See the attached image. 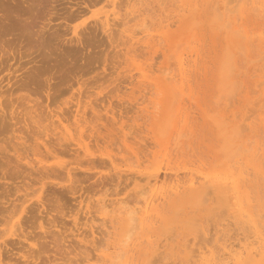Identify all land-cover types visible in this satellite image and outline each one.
Here are the masks:
<instances>
[{
    "label": "rangeland",
    "instance_id": "374dc122",
    "mask_svg": "<svg viewBox=\"0 0 264 264\" xmlns=\"http://www.w3.org/2000/svg\"><path fill=\"white\" fill-rule=\"evenodd\" d=\"M117 1L0 0L2 264H149L161 250L153 264H226L230 249L243 264H264V83L256 85L264 80V0H238L237 9L233 0H123L118 13ZM205 176L224 187L208 195L189 188L191 177L200 184ZM154 194L148 214L143 202ZM127 204L145 219L129 253L118 213Z\"/></svg>",
    "mask_w": 264,
    "mask_h": 264
},
{
    "label": "bare ground",
    "instance_id": "6f19581e",
    "mask_svg": "<svg viewBox=\"0 0 264 264\" xmlns=\"http://www.w3.org/2000/svg\"><path fill=\"white\" fill-rule=\"evenodd\" d=\"M115 1H117V0H115ZM125 1H126V0H124V2H125ZM129 1H131V0H129ZM138 1H139V0H138ZM138 1H136L134 4H136ZM140 1H141V0H140ZM145 1H146V0H145ZM153 1H154V0H153ZM175 1H176V0H175ZM227 1H228V2H227ZM233 1L237 2V3H236V6H233V8H236V7L238 8V7H239V6H237V5H238V2H239V1H242V0H239V1H238V0H237V1H236V0H233ZM233 1H232V0H226V2H227L228 4H229V3H232ZM117 2H118L117 5H119V7L117 6V8H116L115 4H114V6H115V8H116V10H117V13H118V10L121 9L120 7H122V6L125 7V3H126L127 1L124 3L123 0H121V1L118 0ZM143 2H144V0H143ZM146 2H147V1H146ZM166 2H167V0H166ZM166 2H165V3H166ZM168 2H169V1H168ZM176 2H177V1H176ZM217 2H218V1H217ZM111 3H113L112 0H111ZM119 3H120V4H119ZM122 3H124V4H123L122 6H120ZM128 3L130 4V3H132V2H128ZM198 3H199V2H198ZM207 3H208V2H207ZM139 4H140V2H139ZM143 4H144V3H143ZM143 4H141V5H143ZM161 4H162V3H161ZM216 4H217V3H216ZM126 5L129 6L127 3H126ZM136 5H138V3H137ZM169 5H170V4H169ZM175 5H176V4H175ZM179 5H180V4H179ZM160 6H161V5H160ZM221 6H222V5H221ZM132 7H133V5H132ZM161 7H162V6H161ZM161 7H160V8H161ZM164 7H165V6H164ZM198 7H199V6H198ZM216 7H217V5H215V11L218 12V10H216V9H217ZM118 8H120V9H118ZM122 8H123V7H122ZM130 8H131V7H130ZM137 8H138V7H137ZM139 8H140V7H139ZM139 8H138V9H139ZM147 8H148V7H147ZM153 8H154V7H153ZM194 8H195V7L193 6V10H194ZM226 8L228 9V7H226ZM237 8H236V9H237ZM127 9H128V7H127ZM132 9H133V8H132ZM135 9H136V8H135ZM135 9H134V10H135ZM142 9H143V8H142ZM176 9H177V8H176ZM182 9H183V8H182ZM187 9H188V11H189V8H187ZM191 9H192V8H190V10H191ZM204 9H205V7H204ZM231 9H232V8H231ZM231 9H228V11L230 10L229 12H232ZM236 9H233V10L235 11ZM257 9H259V8H256V7H255V12L257 11ZM121 10L124 11V8L121 9ZM140 10H141V9H140ZM140 10H139V11H140ZM162 10H163V7H162ZM195 10H196V9H195ZM200 10H201V9H200ZM225 10H226V9H225ZM128 11H129V10H128ZM128 11L125 10V12H126V13H129V14L132 12V11H131V12H130V11L128 12ZM163 11H164V10H163ZM174 11H175V10H174ZM179 11H180V8H179ZM234 11H233V12H234ZM237 11H238V10H237ZM242 11H243V10H242ZM263 11H264V10H263ZM115 12H116V11H115ZM115 12H114V14H115ZM141 12H142V11H141ZM183 12H184V11H183ZM235 12H236V11H235ZM119 13H121V11H120ZM133 13H134V11H133ZM133 13H132V14H133ZM136 13H138L137 10H136L135 14H136ZM142 13H143V12H142ZM142 13H139V14H142ZM161 13H163V12H161ZM220 13H221V12H220ZM236 13H237V12H236ZM111 14H112V13H110V16H112ZM124 14H125V13H123V15H124ZM129 14H128V16H126L127 14L124 15V16H126V17L129 18ZM132 14H130V16H131ZM135 14H133V15H134V18H136V16H137V15L135 16ZM203 14H204V13H203ZM218 15H219V13H217V16H218ZM221 15H222V14H220L219 16H221ZM262 15H263V14H262ZM262 15H260V16L262 17ZM124 16H123L122 19L125 18ZM227 16H228V15H227ZM114 17H115V16H114ZM119 17H120V16H119ZM121 17H122V13H121ZM121 17H120V18H121ZM102 18H103V16H102ZM112 18H113V17H112ZM115 18H116V17H115ZM120 18H119V20H122V19H120ZM130 18H131V19H129V20H132V16H131ZM216 18H218L219 20L222 19V17H221V18L216 17ZM237 18H238V20H239L240 17L238 16ZM108 19H109V18H107V20H108ZM116 19L118 20V16H117ZM126 19H127V18H125L124 20H126ZM127 20H128V19H127ZM103 21H104V20H103ZM110 21H111V20H110ZM227 21H228V20H227ZM227 21H226V23H230V22H227ZM114 22H115V21H112L113 24H116V22H115V23H114ZM126 22H129V21H126ZM237 22H238V21H237ZM98 23L101 24L100 22H98ZM103 23H107L106 20H105ZM109 23H110V24H109ZM109 23H108V27H109L110 25H111V26L113 25L111 22H109ZM120 23H122L123 25L126 24L123 20L120 21ZM233 23H234V22H233ZM118 24H119V22L117 23V25H118ZM103 25H105V24H103ZM103 25H101V26H103ZM117 25H116V26H117ZM99 26H100V25H99ZM111 26H110V27H111ZM225 26H228V25H225ZM105 29H106V27H105ZM107 29H108V28H107ZM227 29H228V28H227ZM245 29H246V28H245ZM236 30H237V29H235L234 31H236ZM240 30L242 31L243 29H240ZM240 30L238 29L237 32H238V31L240 32ZM226 31H227V30H226ZM239 32H238V33H239ZM242 32H243V31H242ZM239 35H241V32H240ZM250 37H251V36H250ZM128 39H129V38H128ZM215 39H216V38H215ZM244 39H245V38H244ZM244 39H243V40H244ZM159 40H160V39H159ZM166 41H167V40H166ZM263 41H264V40H263ZM143 42H144V41H143ZM162 42H163V40H162ZM130 43H131V41H130ZM134 43H136V42H133V44H134ZM159 43H160V42H159ZM183 43H184V42H183ZM183 43H180V44L177 43L176 47L181 48V47L178 46V45H181V44H182V46H183V45H184ZM185 43H186V42H185ZM231 43H232V42H231ZM253 43H254V42H253ZM253 43H251V45L254 46V47H256V45L253 44ZM262 43H263V42H262ZM133 44H132V45H133ZM137 44H138V42H137ZM144 44H145V43H144ZM158 45H160V44H158ZM215 45H217V44H215ZM249 45H250V44H249ZM140 47H142V46H140ZM185 47H186V46H185ZM227 47H228V46H227ZM246 47H247V46H246ZM177 49H178V48H177ZM250 49H251V48H250ZM257 49H258V48H257ZM180 50H181V49H180ZM180 50H179V51H180ZM243 50H244V49H243ZM248 50H249V49H248ZM177 51H178V50H177ZM192 51H193V50H192ZM192 51H191V52H192ZM228 51H229V50H228ZM244 51H245V50H244ZM253 51H254V50H253ZM174 52H176V51H174ZM228 53H229V52H228ZM230 53H231V51H230ZM241 53H242V52H241ZM242 54H243V53H242ZM171 55H172V53H171ZM258 55H259V54H258ZM172 56H173V55H172ZM172 56L169 55V57H171V58H172ZM230 56H232V53H231L230 55L228 54V57H229V58H231ZM244 56H245V55H244ZM262 56H263V55H262ZM169 57H168V58H169ZM177 57H178V56H177ZM263 57H264V56H263ZM172 59H173V58H172ZM258 59H260V58H258ZM175 60H177V59H175ZM231 60H232V58H231ZM256 60H257V59H256ZM169 61H170V60H169ZM169 61H168V62H169ZM232 61H233V60H232ZM232 61H231L230 63H232ZM244 61H245V60H244ZM253 61H254V60H253ZM174 62H175V61H174ZM176 62H177V61H176ZM176 64H177V63H176ZM179 64H180V66H181V74H183L182 68H183V65H184V61H183L182 58H179ZM229 66H230V65H229ZM233 66H234V65L231 64L230 68H227L228 71H227V74H224V75H226L225 77L228 78V74L230 75V74L233 73V68H232ZM168 68H170V67H168ZM176 68H177V67H176ZM231 68H232V69H231ZM229 69H231V70H229ZM205 71H206V73H207V70H205ZM205 71H204V72H205ZM177 72H178V71H177ZM239 73H240V72H239ZM175 74H176V76H179L178 73H175ZM175 74H174V75H175ZM168 75H169V74H168ZM168 75H166V78H167ZM174 75H173V77H174ZM237 76H238V75H237ZM169 77H170V76H169ZM229 77H230V76H229ZM174 78H175V77H174ZM167 79H168V78H167ZM169 79H171V81L173 80V78H171V77H170ZM232 79H233V78H232ZM229 80H230V78H229ZM171 81H169V82L171 83ZM231 81H232V80H230V82H231ZM262 81H263V82H262ZM234 82H235V83H234ZM261 82L264 83V80L259 81V82H258L259 84H256V85H257V86L260 85ZM154 83H156V82H154ZM174 84H175V83H174ZM233 84H236V85H237L236 81L233 80ZM239 84H240V83H239ZM150 85H151V84H150ZM236 85H234V86H236ZM226 86H227V85H226ZM239 86H240V85H239ZM151 87H152V86H151ZM170 87H171V89H172V86H171V85H170ZM232 87H233V86H232ZM174 89H175V87H174ZM176 89H177V88H176ZM172 90H173V89H172ZM175 91H176V90H175ZM177 91H178V92H177ZM177 91L175 92V94H176V93H179V95H181V93L179 92V90H177ZM228 91H229L230 93L228 92L227 95L230 94L231 97H232V94H233V97H232V98H234L235 94H238V93H236L237 89H234V88H231V89H229ZM231 91H232V92H231ZM233 91H235V92H233ZM173 92H174V91H173ZM221 93L223 94L222 91H221ZM159 94H161V93H159ZM176 95H177V94H176ZM227 95H226V96H227ZM230 95H229V97H227V98L230 99V98H231ZM220 96H222V95L220 94ZM220 96H219V99L217 98L218 101H220V99H221ZM168 99H169V97L166 98V102H167ZM229 99H228V100H229ZM255 99H256V98H254V100H255ZM162 100H163V99H162ZM230 100H231V99H230ZM230 100H229V101H230ZM259 100H260V99H259ZM262 101H264V100H262ZM164 102H165V101H164ZM238 102H240L239 99H238ZM257 102H258V100H256V103H255L254 105H256ZM230 103H231V101H230ZM230 103H228V104H230ZM253 103H254V102H253ZM228 104L226 105V107H228ZM229 106H231V105H229ZM262 107H264V105H263ZM164 109H165V108H164ZM79 110H80V109H79ZM263 110H264V109H263ZM80 111H81V110H80ZM164 111H165V110H164ZM78 112H79V111H78ZM78 114H79V113H78ZM78 114H77V115H78ZM263 114H264V113H263ZM236 116H237V115H236ZM245 116H246V115H245ZM205 117H206V116H205ZM227 117H228V119H229V115H228ZM248 117H249V116H248ZM225 118H226V116L224 117V119H225ZM245 118H247V117H245ZM245 118H244V119H245ZM263 118H264V117H263ZM206 119H207V118H206ZM222 120H223V119H222ZM222 122H223V121H222ZM240 124H241V123H239V125H240ZM259 124H260V123H259ZM242 125H244V123L240 125V129H241ZM247 125H248V124H247ZM169 126H170V125H169ZM247 128H248V127H247ZM247 128H245V129L247 130ZM245 129H242V130H245ZM242 130H241V131H242ZM251 130L253 131V129H251ZM181 134H182V133H181ZM239 134H240V133H239ZM233 135H234V134H233ZM178 136H179V134H178ZM183 136H184V135H183ZM179 137H180V136H179ZM179 137H178V138H179ZM80 145H81V144H80ZM251 145H252V144H251ZM232 146H233V145H232ZM250 147L252 148V146H250ZM239 148H241V147H240V143H239L238 147H237V148L235 149V151H234V152L236 153L235 155L238 154V152H237L236 150L239 149ZM246 150H247V148H246ZM248 152H249V149H248ZM232 155H233V154H232ZM258 155H259V154H258ZM233 156H234V155H233ZM232 158H233V157H232ZM232 158H231V159H232ZM0 162H1V161H0ZM247 165H248V164H247ZM250 166H252V165H250ZM44 168H45V167H44ZM44 168H43V169H44ZM254 168H256V167L254 166ZM214 170H215V169H214ZM230 170H231V169H230ZM256 170H258V169H256ZM68 171H70V170H68ZM216 171H217V170H216ZM48 172H49V171H48ZM70 172H71V171H70ZM70 172H69V174H70ZM210 172H211V171H210ZM258 172H259V171H258ZM139 173H140V172H139ZM217 173H218V172H217ZM220 173H221V172H220ZM231 173H232V172H231ZM45 174H46V173H45ZM45 174H44V175H45ZM189 174H190V173H189ZM198 174H199V173H198ZM262 174H263V173H262ZM221 175H223V174H221ZM232 175H233V174H232ZM47 176H48V175H47ZM211 177H212V176H211ZM233 177H234V176H233ZM49 178H50V177H49ZM145 178H147V177H145ZM221 178H223V177H221ZM234 178H235V177H234ZM205 179H206V181H204V182L198 184L199 181H198L196 178L191 177V178L189 179V182H188L189 185H188V186H189L190 189L196 190L197 192H204V191H205L206 195L209 194V191H210V193H211L212 191H219L221 188L224 187V186L222 187L223 182H222V184L220 183L221 180H220L219 177H217V180H218L219 182H217L216 185H215V184L213 185V183H212V185L210 184L211 186L207 185V184H208V181H211L210 176H205ZM226 179H227V178H226ZM226 179H225V177H224L225 183H227ZM149 180H150V179H149ZM227 180H228V179H227ZM42 181H43V180H42ZM152 181H153V180H150L149 182L152 183ZM158 181H159V177H158V176H155V178H154V182L157 184V187H158V183H157ZM231 181H233L234 184H235V187H237V184H236L237 181H236L235 179H232ZM235 181H236V183H235ZM212 182H213V181H212ZM225 183H224V184H225ZM197 184H198V185H197ZM150 186H151V185H150ZM150 186H149V187H150ZM225 186H226V185H225ZM227 186H229V185H227ZM179 188H180V185H174V186L172 187V189H175V191L178 190ZM209 188H210V189H209ZM230 188H231V187H230ZM224 189H225V188H224ZM231 189H232V188H231ZM244 189H245V188H244ZM141 190H144V189H141ZM141 190H140V191H141ZM226 190H227V188H226ZM239 190H240V189L238 188V191H239ZM147 191L149 192V189H148V188H147ZM230 191H231V190H230ZM241 191H242V190H241ZM144 192H145V191H143V193H144ZM220 192H221V191H220ZM242 192H243V191H242ZM207 193H208V194H207ZM141 194H142V193H141ZM145 194H147V192H146ZM145 194H144V195H145ZM217 194H218V193H217ZM222 194H223V192H222ZM240 194L242 195V193H240ZM247 194H248V192H247ZM247 194H246V195H247ZM147 195H148V194H147ZM206 195H203V196L205 197V199H206V197H207ZM233 195L235 196V194H233ZM241 195H240V196H241ZM243 195H244V196H243V198H244V197L246 196V195L244 194V192H243ZM203 196H202V198L204 199ZM213 197H214V196H213ZM213 197H212V198H213ZM226 197H227V196H226ZM237 197H238V196H237ZM241 197H242V196H241ZM159 198H160V197L158 196V194H157V195L154 194L152 197H148V198H146V199L144 200L143 203H144V208H145V212H146V213H148V212L151 211L150 209L153 208L154 203H155L157 200H159ZM246 198L248 199L247 196H246ZM203 199H201V200H203ZM209 199H210V198H209ZM209 199L207 198V200H209ZM227 199H228V198H227ZM230 199H231V198H230ZM247 199H246V200H247ZM19 200H20V199H19ZM113 200H114V199H113ZM213 200H214V198L212 199V201H213ZM236 200H237V199H236ZM236 200H235V201H236ZM246 200H245V201H246ZM11 201H12V200H11ZM11 201H10V204H9V205H11V204L14 203V201H13V203H11ZM105 201H106V200H105ZM138 201H139V200H138ZM141 201H142V200H141ZM187 201H188V200H187ZM214 201H215V200H214ZM232 201H233V200H232ZM247 201H248V200H247ZM6 202H7V201H6ZM8 202H9V201H8ZM49 202H50V200H49ZM52 202H53V200H52ZM52 202H51V203H52ZM107 202H108V201H107ZM112 202H113V201H112ZM117 202H118V201H117ZM134 202H135V201H134ZM188 202H189V201H188ZM202 202H203V201H202ZM229 202H230V201H229ZM248 202H249V201H248ZM248 202H247V203H248ZM4 203H5V202H4ZM4 203H3V204H4ZM20 203H21V202H20ZM20 203H19V204H20ZM44 203H45V202H44ZM105 203H106V202H104V204H105ZM108 203H111V201L108 202ZM204 203H205V202H204ZM236 203H237V202H236ZM236 203H235V204H236ZM241 203H242V202H241ZM249 203H250V202H249ZM249 203H248V206H250ZM7 204H8V203H6L5 205L7 206ZM19 204L16 203V204H14V205H17V206H18ZM23 204H24V203H23ZM101 204H102V203H101ZM114 204H115V203H114ZM117 204H118V203H117ZM217 204H219V203H217ZM232 204H233V203H232ZM235 204H234V205H235ZM238 204H239V203H238ZM5 205H4V206H5ZM20 205H21V204H20ZM111 205H112V203L110 204V206H111ZM127 205H128V204H127ZM203 205H204V204H203ZM104 206H105V205H104ZM128 206H129V205H128ZM128 206H127V207H120V208L118 209V213L121 214V217H120V218H121L122 224L125 225V228H126L125 230H126V233H127V235L125 236V239L123 240V243L120 244V248H121L125 253H129L130 251L133 250V247L135 246V241L131 240V238H133V236L136 234L137 231H135V230H136V229L139 230V228H137V227H138V226H142V225L145 224V222H144L145 219H144V217H142L141 214H140V210H141V209H140V208H139V209H136L137 207H135V208H130V206H129V207H128ZM138 206H139V205H138ZM244 206H245V205H244ZM18 207H19V206H18ZM52 207H53V206H52ZM52 207H51V208H52ZM55 207H56V206H55ZM107 207H108V206H107ZM2 208H3V207H2ZM10 208H11V207L7 208L8 210H5V211H8V212H9V209H10ZM13 208H14V206H13ZM15 208H16V206H15ZM22 208H24V207H22ZM22 208H21V209H22ZM114 208H115V207H113V209H114ZM116 208H117V207H116ZM215 208H216V207H215ZM249 208L251 209V207H249ZM5 209H6V208H5ZM17 209H18V208H17ZM106 209H107V208H106ZM181 209H183V208H181ZM181 209H180V211H181ZM204 209H205V208H204ZM224 209H225V208L222 209V207L220 208V210H224ZM236 209H237V208H236ZM247 209H248V207H247ZM3 210H4V208H3ZM3 210H1V212H2ZM13 210H14V209H13ZM13 210L11 209L10 211H13ZM52 210H53V208H52ZM196 210H197V208H196ZM196 210H195V211H196ZM237 210H238V209H237ZM251 210H252V209H251ZM15 211H16V210H15ZM24 211H26V209H25ZM31 211H32V210H31ZM33 211H34V209H33ZM33 211H32V212H33ZM109 211H110V210H109ZM113 211H114V210H113ZM175 211H176V210H175ZM180 211H176L177 214H178V213H181ZM195 211H194V212H195ZM226 211H227V210H225V212H226ZM238 211H240V215H241V210H238ZM1 212H0V213H1ZM3 212H4V211H3ZM3 212H2V213H3ZM110 212H112V211H110ZM154 212H155V211H154ZM225 212H224V213H225ZM243 212H245V215H246V214L248 215V213L246 212V209H245V208H244V211H243ZM251 212H253V211H251ZM30 213H31V212H30ZM184 213H185V212H184ZM249 213H250V212H249ZM31 214H33V213H31ZM148 214H149V213H148ZM157 214H158V213H157ZM221 214H222V213H221ZM216 215H217V214H216ZM251 215H252V213H251ZM261 215L263 216V215H264V212H263ZM29 216H30V214H29ZM160 216H161V215H160ZM163 216H164V215H163ZM219 216H221V215H219ZM223 216H224V215H223ZM167 217H168V216H167ZM19 218H20V217H19ZM24 218H25V217H24ZM31 218H32V217H31ZM147 218H148V217H147ZM165 218H166V217H165ZM195 218H196V217L194 216L193 219H195ZM252 218H253V217H252ZM256 218H257V217H256ZM21 219H22V218H21ZM94 219H95V218H94ZM114 219H115V218H114ZM162 219H163V218H162ZM249 219H251V218L249 217ZM253 219H254V218H253ZM15 220H17V219H15ZM26 220H27V219H26ZM101 220H102V219H101ZM106 220H108V219H106ZM227 220L230 221L229 219H227ZM246 220H247V218H246ZM251 220H252V219H251ZM21 221H22V220H21ZM21 221H19V222H21ZM24 221H25V220H24ZM108 221H109V220H108ZM197 221H198V219L196 218V220H195L196 225H198V224H197ZM254 221H255V220H254ZM14 222H15V221H14ZM105 222H106V221H105ZM115 222H116V221H115ZM195 222H194V224H195ZM231 222H232V221H231ZM235 222H236V221H235ZM258 222H259V221H258ZM106 223H107V222H106ZM233 223H234V222H233ZM233 223H231V224H233ZM252 223H253V222H252ZM14 224H15V223H14ZM16 224H17V222H16ZM22 224H23V223H22ZM219 224L221 225V223H219ZM222 224H224V223H222ZM229 224H230V222H229ZM231 224H230V225H231ZM239 224H240V222H239ZM224 225H226V224H224ZM230 225H229V226H230ZM233 225H234V224H233ZM254 225H255V224H254ZM12 226H13V225H12ZM113 226H114V225H113ZM204 226H205V225H204ZM107 227H108V225H107ZM109 227H110V225H109ZM172 227H174V226H172ZM172 227H171V228H172ZM205 227H206V226H205ZM234 227H235V226H230V229H232V228H234ZM98 228H99V227H98ZM171 228H170V230H171ZM199 228H200V227H197V229H198V232H197V238H199L200 236H204V234L202 235V233L199 232V231H200ZM206 228H207V227H206ZM213 228H214V227H213ZM213 228L210 227V230L212 231ZM245 228H246V231L248 232V230H247V226H245ZM253 228H254V226H253ZM96 229H97V228H96ZM214 229H215V228H214ZM223 229H224V228H223ZM238 229H239V227H238ZM257 229H259V228H257ZM150 230H151V229H150ZM168 230H169V227H168ZM172 230L174 231L173 228H172ZM210 230H209V233H208V234H211V233H210V232H211ZM215 230H216V229H215ZM233 230H234V232H235V229H233ZM254 230H255V228H254ZM95 231H96V230H94V232H95ZM100 231H102V230H100ZM134 231H135V233H134ZM216 231H217V230H216ZM219 231H220V230H219ZM13 232H14V231H13ZM25 232H26V231H25ZM96 232H97V231H96ZM96 232H95V233H96ZM102 232L105 233V234L107 233V232H104V231H102ZM102 232H101V233H102ZM110 232H112V231H110ZM234 232L232 231V233H234ZM241 232H242V231H241ZM241 232H240V233H241ZM254 232H255V231H254ZM98 233H99V232H98ZM169 233H172V232H171V231H168L167 234H169ZM188 233H189V232H188ZM212 233H215V232H212ZM232 233H230V234H232ZM236 233H237V232H236ZM236 233H235V234H236ZM259 233H260V232H259ZM14 234H15V233H14ZM85 234H86V233H85ZM132 234H134V235H132ZM137 234H138V233H137ZM160 234H161V233H160ZM200 234H201V235H200ZM222 234H223V233H221V235H220V234H219V235L222 236ZM230 234H229V235H230ZM237 234H238V233H237ZM250 234H251V233H250ZM255 234H257V233L255 232ZM255 234H254V235H255ZM261 234L263 235V233H261ZM15 235H16V234H15ZM20 235L23 236L22 234H20ZM131 235H132V236H131ZM169 235L171 236V234H169ZM172 235H173V233H172ZM198 235H200V236L198 237ZM213 235H214V234H212L211 236L213 237ZM245 235H246V234H245ZM105 236H106V235H105ZM170 236H169V237H170ZM220 236H219V239H220ZM236 236H237V235H236ZM252 236H253V235H252ZM18 237H19V236H18ZM26 237H27V236H26ZM100 237H101V236H100ZM169 237H168V238H169ZM191 237L193 238V236H191ZM191 237H190V238H191ZM217 237H218V236H217ZM250 237H251V236H250ZM261 237H262V236H261ZM23 238H24V237H23ZM188 238H189V237H188ZM190 238L188 239L189 241H188L187 239L185 240V241H186L185 246H187V245L189 244V242L191 241L192 238H191V239H190ZM205 238H207V237H205ZM208 238H209V237H208ZM208 238H207V241L210 239V238H209V239H208ZM230 238H231V235H230ZM230 238H229V239H230ZM233 238H234V237H233ZM243 238H244V236L242 237V239H243ZM262 238H263V237H262ZM24 239H26V238H24ZM96 239H97V238H96ZM102 239H103V237H102ZM102 239H101V240H102ZM219 239H218V240H219ZM224 239H225V236H224ZM224 239H223V240H224ZM235 239H236V237H235ZM98 240H99V239H98ZM98 240H97L96 242H100V241H98ZM143 240H144V239H143ZM205 240H206V239H205ZM212 240H213V238L211 239V242H209L210 240H209L208 242H207V241H206V242L210 244V243H213ZM255 240H256V239H255ZM263 240H264V239H263ZM21 241H22V240H21ZM21 241H20V242H21ZM140 241H141V240H140ZM187 241H188V242H187ZM213 241H214V240H213ZM13 242H14V244H16V243H17V240H16V241H13ZM103 242H104V241H103ZM231 242H232V241H231ZM21 243H22V242H21ZM21 243H20V244H21ZM101 243H102V242H101ZM160 243H161V242H160ZM160 243H158V244H160ZM236 243H239V242L237 241ZM256 243H257V242H255V244H256ZM96 244H97V243H96ZM194 244H195V243H194ZM25 245H26V244H25ZM97 245H98V244H97ZM195 245H196V244H195ZM202 245H203V244H202ZM202 245H201V246H202ZM0 246H1V243H0ZM3 246H4V244H3ZM3 246H2V247H3ZM9 246H10V245H9ZM80 246H81V245H80ZM100 246H101V245H100V243H99V247H100ZM157 246H161V245H157ZM203 246H205V245H203ZM214 246H215V245H214ZM216 246H217V245H216ZM216 246H215V248H216ZM232 246H233V245H232ZM232 246H231V247H232ZM237 246H238V245H237ZM237 246H235V248H236ZM97 247H98V246H97ZM196 247H197V246H196ZM205 247H206V246H205ZM205 247H202V248H205ZM226 247H227V246H226ZM239 247H241V246H239ZM249 247H250V246H249ZM249 247H245V250L247 251ZM8 248H9V247H8ZM174 248H175V246L173 247V249H174ZM186 248H189V249H190V246H187ZM194 248H195V247H194ZM217 248H219V247H217ZM232 248H233V247H232ZM251 248H253V247H251ZM4 249H5V248H4ZM4 249H2V250H3L4 252L7 253V251H5L6 249H5V250H4ZM84 249H85V248H84ZM87 249H88V248H87ZM92 249H93V248H92ZM94 249H97V248L94 247ZM213 249H214V248H213ZM221 249H222V248H221ZM221 249H220V250H221ZM263 249H264V248H263ZM195 250H198V249L195 248V249H194V252H195ZM258 250H259V249H258ZM11 251H12V248H11ZM79 251H80V250H79ZM79 251H78V252H79ZM88 251H89V250H87V252H88ZM123 251H122V252H123ZM161 251H162V250H161ZM161 251H158V253H160ZM199 251H200V250H199ZM227 251H229V250H227ZM232 251H233V250H232ZM232 251H231V249H230V252H229V255H230V257H231L232 263L227 262L226 264H243V262H242L243 260H241V256L238 255V254H240V253H242V252H239V253H238V252H237V253H233ZM251 251H252V249H249V252H251ZM4 252L1 251V247H0V264H2L1 254L4 255V254H5ZM8 252H10V249H9ZM28 252H29V251H28ZM122 252L119 253V254H120V256L123 257L124 255H123ZM197 252H198V251H197ZM200 252H202V251H200ZM262 252H263V251H262ZM81 253H84V252H81ZM81 253H80V254H81ZM89 253L91 254L90 251H89ZM92 253H93V252H92ZM158 253L155 254V255L153 254V256L150 258L149 264H151L152 262L155 261V260H154V257H155V256H158ZM243 253H244V252H243ZM38 254H39V253H38ZM146 254H147V253H146ZM198 254H199V253H197L196 255L194 254V256H197ZM225 254H226V252H225ZM251 254H253V253L251 252ZM9 255H10V254H9ZM30 255H31V254H30ZM78 255H79V254H78ZM104 255H106V254H104ZM163 255H164V254H163ZM206 255H207V254H206ZM256 255H257V254H256ZM79 256H80V255H79ZM87 256L89 257V255H86V256H85V254H84V257H82V259H85V257H87ZM90 256H92V254H91ZM93 256H94V255H93ZM93 256H92V257H93ZM28 257H29V256H28ZM30 257H32V255H31ZM88 257H87V258H88ZM122 257H119V260H120V258H122ZM258 257H259V256H258ZM157 258H158V257H157ZM157 258H156V261H157ZM160 258H161V257H160ZM169 258H170V257H169ZM82 259H81V260H82ZM89 259H90V257H89ZM178 259H179V257H178ZM186 259H187V258H186ZM195 259H196V258H195ZM218 259H219V258H218ZM17 260H18V261H17ZM17 260H16L17 263L15 262L16 264H18V263L21 264L22 261H23V262L25 261V260H21V262H19L20 258L17 259ZM85 260H86V259H85ZM102 260H103V259H102ZM152 260H154V261H152ZM158 260H159V258H158ZM168 260H169V259H168ZM170 260H172V259H170ZM187 260H188V259H187ZM189 260H190V259H189ZM257 260H258V259H257ZM27 261H28V260H27ZM74 261H75V260H74ZM156 261H155V263H158V262H156ZM159 261H160V260H159ZM176 261H177V260H176ZM178 261H179V260H178ZM190 261H192V260H190ZM203 261H205V260H203ZM171 262H172V261H171ZM174 262H175V261H174ZM179 262H180V261H179ZM30 263H31V262H29V264H30ZM70 263H71V262H70ZM155 263H154V264H155ZM191 263H192V262H191ZM191 263H190V264H191ZM26 264H28V263H26ZM72 264H74V262H72ZM152 264H153V263H152ZM177 264H179V263H177ZM185 264H186V263H185ZM205 264H223V263H218L214 258H212V259H207ZM244 264H247V263L244 262ZM254 264H255V263H254Z\"/></svg>",
    "mask_w": 264,
    "mask_h": 264
}]
</instances>
